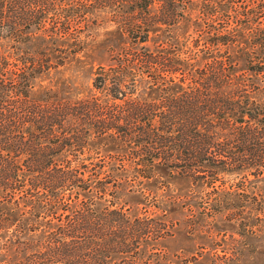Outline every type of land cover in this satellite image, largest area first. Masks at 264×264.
<instances>
[{
	"label": "trees",
	"instance_id": "trees-1",
	"mask_svg": "<svg viewBox=\"0 0 264 264\" xmlns=\"http://www.w3.org/2000/svg\"><path fill=\"white\" fill-rule=\"evenodd\" d=\"M88 6L128 44L97 67V94L34 98L53 55L79 49ZM260 89L264 0H0V264H151L165 225L125 197L145 200L163 170L262 178ZM221 193L203 214L243 213L245 193Z\"/></svg>",
	"mask_w": 264,
	"mask_h": 264
},
{
	"label": "rangeland",
	"instance_id": "rangeland-1",
	"mask_svg": "<svg viewBox=\"0 0 264 264\" xmlns=\"http://www.w3.org/2000/svg\"><path fill=\"white\" fill-rule=\"evenodd\" d=\"M93 8H85L92 11L88 22L79 18L78 23L72 24V32L75 28V37L80 40L79 49L77 46L53 55L52 66L56 67L38 78L31 93L34 98H42L46 91L67 100L97 94L92 84L97 67L112 64L114 54L128 44V39L125 31L110 20L107 11ZM186 30L187 25L174 27L172 34L183 35ZM5 45L9 44H1L2 50L9 48ZM257 83L261 87V82ZM149 95L142 89L136 93L140 98ZM254 96L264 104V90H258ZM253 174L220 173L213 186H206L199 180L191 181L163 170L157 182L151 180V185L145 187L149 191L145 200L137 195L126 196L125 207L132 212L144 208L147 222L153 224L150 220L153 218L165 225L163 238L156 242L158 253L151 254L149 244L146 261L151 264H264V174L262 178ZM227 190L245 193L243 213L233 217L223 208L212 215L203 214L204 207L218 208L215 199ZM238 203L233 204L235 209Z\"/></svg>",
	"mask_w": 264,
	"mask_h": 264
}]
</instances>
